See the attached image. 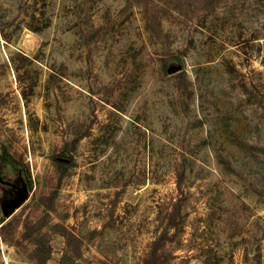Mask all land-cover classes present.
Segmentation results:
<instances>
[{
  "label": "rangeland",
  "instance_id": "1",
  "mask_svg": "<svg viewBox=\"0 0 264 264\" xmlns=\"http://www.w3.org/2000/svg\"><path fill=\"white\" fill-rule=\"evenodd\" d=\"M0 264H264V0H0Z\"/></svg>",
  "mask_w": 264,
  "mask_h": 264
},
{
  "label": "water",
  "instance_id": "2",
  "mask_svg": "<svg viewBox=\"0 0 264 264\" xmlns=\"http://www.w3.org/2000/svg\"><path fill=\"white\" fill-rule=\"evenodd\" d=\"M26 194V191L22 190L13 202L8 203L3 207V212L6 215L11 214L23 202L26 197Z\"/></svg>",
  "mask_w": 264,
  "mask_h": 264
},
{
  "label": "trees",
  "instance_id": "3",
  "mask_svg": "<svg viewBox=\"0 0 264 264\" xmlns=\"http://www.w3.org/2000/svg\"><path fill=\"white\" fill-rule=\"evenodd\" d=\"M7 224H10V222H7Z\"/></svg>",
  "mask_w": 264,
  "mask_h": 264
}]
</instances>
